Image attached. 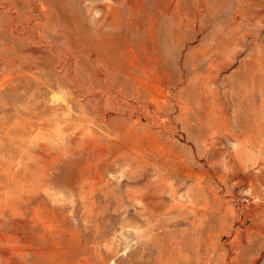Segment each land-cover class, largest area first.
<instances>
[{
	"label": "rangeland",
	"instance_id": "1",
	"mask_svg": "<svg viewBox=\"0 0 264 264\" xmlns=\"http://www.w3.org/2000/svg\"><path fill=\"white\" fill-rule=\"evenodd\" d=\"M0 264H264V0H0Z\"/></svg>",
	"mask_w": 264,
	"mask_h": 264
}]
</instances>
